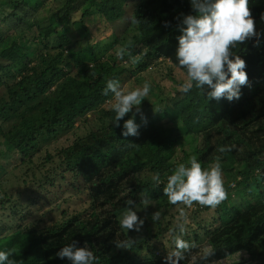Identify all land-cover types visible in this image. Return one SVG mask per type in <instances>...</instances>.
<instances>
[{
    "label": "trees",
    "instance_id": "obj_1",
    "mask_svg": "<svg viewBox=\"0 0 264 264\" xmlns=\"http://www.w3.org/2000/svg\"><path fill=\"white\" fill-rule=\"evenodd\" d=\"M249 9L258 35L234 49L248 76L239 99L210 100L196 87L187 93L165 91L155 82L139 105L143 119L135 116L138 135L122 136L123 120L131 113L119 125L110 122L111 106L103 107L113 99L104 94L106 81L139 78L158 58L186 75L175 48L180 19L194 14L190 0H0V125L11 123L9 132L0 131V171L2 158L31 162L51 139L72 131L74 117L87 120L86 114L101 113L84 135L45 155L55 164L42 178L53 186L58 175L65 179L69 173V184L84 190L85 214L41 228L18 222L1 227L0 248L10 250L18 264H68L55 254L75 240L87 242L95 264H164L167 254H156L149 244L169 229L126 233L119 224L126 201L139 204L147 195L166 211L174 206L162 191L172 170L191 157L202 168L219 158L226 198L215 207L193 202L197 229L184 233L193 247L181 264H221L234 255L230 264H264V0H249ZM95 18L113 25V38L103 48L91 43L85 25ZM37 48L46 51L29 65ZM221 146L230 150L222 153ZM154 174L160 185L152 181ZM3 208H11L15 221L24 213L9 198L0 201ZM210 210V220L197 219ZM127 236L134 243L117 247ZM205 247L212 251L207 258Z\"/></svg>",
    "mask_w": 264,
    "mask_h": 264
},
{
    "label": "clouds",
    "instance_id": "obj_2",
    "mask_svg": "<svg viewBox=\"0 0 264 264\" xmlns=\"http://www.w3.org/2000/svg\"><path fill=\"white\" fill-rule=\"evenodd\" d=\"M194 14L183 15L177 25L180 35L177 37L175 57L178 66L186 70L187 80L180 86L187 93L193 87L204 90L210 100L225 98L228 101L239 99L241 86L248 83L245 71V60L236 55L234 49L239 42L257 36L253 17L249 9V0H190ZM264 18V14H262ZM135 22V21H134ZM151 90L149 82L142 86L124 91L120 81L111 78L106 81L104 94H112L114 103L111 110L114 118L110 121L119 125L123 120L122 136L138 135L139 125L135 116L140 113L139 105ZM141 118L143 119V114ZM228 146H221L220 152L229 151ZM156 185L161 184L159 175L151 177ZM163 194L169 203L178 202L191 206L193 202L202 206L215 207L226 198L222 179L221 161L217 158L207 168H202L200 161L191 157L187 164L180 163L167 176L163 186ZM149 205L147 195L139 204L129 198L120 214L119 224L127 233L128 230L140 231L144 218L137 212ZM161 211L151 213L153 223L160 220ZM187 215L180 208L176 224L172 229V249L164 257V264H181L185 253L193 244L184 238ZM134 240L127 236L117 247L131 246ZM212 254L210 248L202 250V257ZM56 257L66 259L68 264H95L97 257L87 242L82 245L75 240L65 244L56 252ZM0 264H18L10 250L0 248Z\"/></svg>",
    "mask_w": 264,
    "mask_h": 264
},
{
    "label": "rangeland",
    "instance_id": "obj_3",
    "mask_svg": "<svg viewBox=\"0 0 264 264\" xmlns=\"http://www.w3.org/2000/svg\"><path fill=\"white\" fill-rule=\"evenodd\" d=\"M133 3V0H129V3ZM79 18V14L76 15V19ZM75 19V18H74ZM85 25L90 29V41L91 43H98L100 48H103L112 38L113 25H109L103 18L93 19L92 21H86ZM0 29L4 30V24L0 26ZM84 42H82L81 46ZM55 44V43H53ZM51 44L50 46H52ZM56 45V44H55ZM57 46V45H56ZM78 48L79 45L74 46ZM43 48V46H40ZM46 51L45 49L37 48L36 51L30 53L32 62L37 61L38 57ZM100 50L96 51L99 58H106ZM126 66L130 65V61H123ZM138 79V80H137ZM187 80V76L174 67L168 60L163 58H158L156 61L149 63L148 67L141 72V77L137 78L134 75H127L124 80L120 79L121 87L124 91L131 90V88L142 86V84L147 81L150 85L155 82H159L165 87V91H179L180 86ZM153 83V84H152ZM50 89V88H49ZM175 91V92H176ZM173 92V94L175 93ZM172 94V95H173ZM152 101L153 98L149 97ZM114 103V98L106 103H103V107H110ZM40 106V105H39ZM155 110V109H154ZM101 113L94 110L92 113L86 114V119H80L74 117V127L72 131L60 134L56 139H51V142L45 146H42L39 151L33 156L31 162H19V160H14L9 157L6 161L2 158L1 162L4 163L3 169L0 171V201L9 198V201L20 204V211L24 213L18 216L17 220L12 218L11 208L0 209V228L11 226L14 222L23 223L28 226L43 227L50 226L60 220H63L72 214L80 213L85 214L84 209L87 207L85 201V194L82 191H78L75 187L69 184L70 174L64 173L65 179H61L58 175L56 180L53 182V186H50L45 179L42 178L43 175L47 173L49 169L52 170L55 162H50L45 159L46 154L54 155L56 151L60 148H65L68 145L82 135H84L89 129L96 125L97 119ZM72 118V116H71ZM11 129V123L5 122L0 125V131L9 132ZM58 171H54L57 174ZM45 185L41 188V183ZM77 184L74 183V185ZM35 200V202H33ZM4 203L6 207L9 205ZM26 207V208H23ZM180 208H184L187 215V221L185 224V232H190V230L197 229L195 225L196 218L195 207L185 206L183 204L170 206L166 211L160 210L157 207L156 202L149 201V205L143 209H139L137 214L139 217L144 218V224L142 227H147L153 231L164 229H172L177 222L179 216ZM159 209L161 211L160 220L153 223L151 221V213ZM214 211H202L198 213L197 219L200 221L210 220ZM23 216V219L20 218ZM170 233L166 234L164 237L158 239L152 238L149 246L154 250L156 254L165 253L167 254L173 247L171 242H168V236ZM194 234H192L193 236ZM184 238H186L184 236ZM244 256L246 254H243ZM237 259V255L223 260L221 264H230L233 260Z\"/></svg>",
    "mask_w": 264,
    "mask_h": 264
}]
</instances>
